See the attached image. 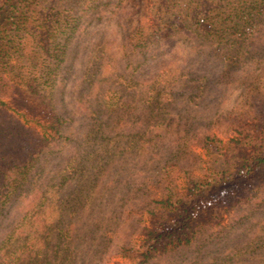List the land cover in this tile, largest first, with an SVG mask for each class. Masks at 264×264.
I'll return each instance as SVG.
<instances>
[{
    "label": "rangeland",
    "instance_id": "374dc122",
    "mask_svg": "<svg viewBox=\"0 0 264 264\" xmlns=\"http://www.w3.org/2000/svg\"><path fill=\"white\" fill-rule=\"evenodd\" d=\"M106 1L110 3L102 5ZM86 2H89V9L83 19L82 29L70 41L64 64L59 67L56 78L58 90L54 96L57 110L63 111L62 116L66 120L72 119L62 130L65 137H71L68 141L51 143L50 149L58 152L39 161L32 171L29 184L25 185L26 189L2 214L0 250L4 249L0 253V264L14 256L23 258V253L16 252L19 245L27 246L28 251L32 244H38L34 240L35 230L42 221L54 215L51 210L53 204H62L59 209L62 208L63 220L67 216L75 220L74 229L67 233L69 237L65 243L68 251L61 255L64 256L60 260L62 264H132V260L123 255L121 249L142 239L143 230L150 226V212L156 211L151 202L163 198L167 189L182 192L186 177L201 174L206 156L200 138L213 135L228 143L235 137L236 129H248L247 126L255 118L257 104L264 101L262 31L257 43L250 47L251 56L234 68L226 69L222 61L211 55L200 56L191 49L195 42L182 36L160 44L159 48L154 49V55L158 57L148 59L137 67L140 61L134 55L129 56L130 48L126 39L128 27L125 25L129 24L131 30L141 26L144 37L147 29L153 25V0ZM75 10L78 11L76 7ZM94 13L95 18L90 21V15ZM98 15H105L106 18H98ZM102 50L106 53L105 57H102ZM87 67L95 69L91 70L94 74L92 78L89 77L91 81H94L95 76H100L94 82L95 86L91 90L93 94L87 92L88 97L93 102L94 99H101L107 105H114L119 99L117 96L122 94V103L128 109L126 118L115 120L112 116L107 121V131L100 141L89 140L84 143V136L91 124L89 118L85 119V112L75 99L80 89L77 84L84 81ZM187 67L197 73L193 78L205 74V71L209 73L207 81L202 82L201 87H196L197 82H194L183 89L175 88L173 94L176 99L163 102L165 112L160 116L157 107H151L144 100L151 97V93L159 90V87L164 88V92L173 89L172 81L177 79V71H186ZM161 71L165 73V78L159 79L165 83L160 86L156 78ZM119 81H129V84L119 88L116 84ZM105 90L113 92L105 93ZM28 98L30 105L34 95ZM7 108L8 113L14 115L25 127L38 133L50 131L49 122L43 120L41 114H34L31 111L33 107L29 111L18 109L16 113L12 110L14 104L7 103ZM86 151L91 154L86 161L90 177L98 173L104 175L108 172L111 175L117 172L119 179L116 185H111L100 194L97 204L89 206V203L83 202L81 210L73 214V204L70 206L65 198L74 189L85 187L88 190L91 187L85 186L80 176L58 191L55 186L58 187L59 172L66 167L67 161L76 155L82 156V152ZM114 155L116 157L108 165V159ZM101 165L104 166L97 173ZM105 179L101 178L93 189L99 190ZM48 186L53 187L45 193L47 207L30 214L27 226L14 232L13 238L7 241V236L19 218L29 213L36 202H40L39 191ZM52 241L45 248L49 250L44 252H55ZM233 251L243 254L235 256ZM35 253L43 252L33 248L28 254L30 262L49 264L50 256L36 257ZM225 262L263 264L264 184L257 199L229 213L218 226L201 231L190 245L169 248L147 264Z\"/></svg>",
    "mask_w": 264,
    "mask_h": 264
},
{
    "label": "trees",
    "instance_id": "16d2710c",
    "mask_svg": "<svg viewBox=\"0 0 264 264\" xmlns=\"http://www.w3.org/2000/svg\"><path fill=\"white\" fill-rule=\"evenodd\" d=\"M106 2L102 5L110 3ZM88 4L86 0H0V218L26 189L25 185L29 184L32 171L39 161L58 152L50 149L51 143L68 141L71 137H65L62 130L72 119L66 120L62 116L63 111L57 110L55 105L54 96L58 90L56 78L59 67L67 57L70 41L82 29ZM92 10L95 9L92 7ZM95 15H90V21ZM98 16L106 18L105 15ZM152 16L153 25L147 29L144 37L141 26L131 30L129 24L125 25L128 27L126 39L129 56L134 55L140 61L137 67L148 59L157 58L154 49L159 48L160 44L182 36L195 42L191 49L200 56L211 55L222 61L226 69L234 68L251 56L250 47L257 43L261 31L264 34V0H153ZM101 53L102 57L106 56L104 51ZM151 54L153 56L150 57ZM91 67H87L84 81L77 84L80 89L75 99L91 124L84 136V143L100 141L107 131V121L112 116L115 120L126 118L128 109L122 103V94L119 95L121 98L117 96L119 99L114 105H107L101 99H94L93 102L88 97L87 92L93 94L94 82L100 78L97 75L94 81L90 80L94 75L91 70H95ZM188 68L183 71L185 73L180 69L177 71V79L172 81L173 89L164 92V88L159 87L144 102L157 107L162 116L165 112L163 105L176 99L173 94L175 88L194 82H197L196 87H201L202 82L207 81L209 73L205 71V74L193 78L197 73ZM164 76L162 71L157 75L158 85H164V80H160ZM126 83L129 84V81L116 82L119 88ZM104 92L112 93L113 90ZM31 95H34V104L31 102L29 105L28 96ZM7 103L14 104L13 113L18 109L29 111L33 107L31 111L34 114H41V118L49 122L50 131L38 133L25 127L8 113ZM254 117L248 129H236L235 137L228 143L213 135L200 138L206 156L201 174L186 177L182 192L167 189L163 198L151 202L156 211L150 212V226L143 230L142 239L121 249L132 264H147L169 248L190 245L201 231L218 226L229 213L257 199L264 184V101L257 104ZM90 155L87 151L82 152L80 157L76 155L59 172L58 187L55 186L57 191L79 176L85 186L91 187L88 190L85 187L74 189L65 198L70 206L73 204V214L81 210V205L97 204L100 194L111 185H116L119 179L117 172L100 175L98 172L104 165L98 168V174L90 177V170L86 169ZM115 157L108 159V165ZM101 178L106 179L100 189H93ZM50 187L53 186L39 191L40 202H36L29 213L19 218L7 241L13 238L14 232L27 226L30 214L45 208V193ZM61 205L53 204L51 210L54 215L36 228L34 240L38 244H32L28 251L27 246L19 245L16 252L23 253V258L14 256L4 264H36L29 261L28 254L33 248L44 253H35L36 257L50 256L49 264L63 263L60 262L64 259L61 255L68 251L65 243L69 237L67 233L74 229L75 220L69 216L63 220L62 208L59 209ZM217 234L220 235V232ZM51 240L55 252H44L49 250L45 248ZM237 251H233L235 256L240 255Z\"/></svg>",
    "mask_w": 264,
    "mask_h": 264
}]
</instances>
